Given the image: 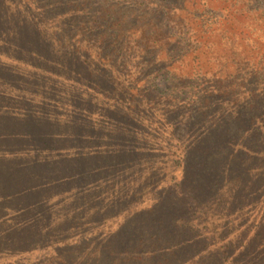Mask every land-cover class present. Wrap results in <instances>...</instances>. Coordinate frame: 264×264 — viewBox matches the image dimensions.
Here are the masks:
<instances>
[{
  "label": "rangeland",
  "instance_id": "rangeland-1",
  "mask_svg": "<svg viewBox=\"0 0 264 264\" xmlns=\"http://www.w3.org/2000/svg\"><path fill=\"white\" fill-rule=\"evenodd\" d=\"M3 1L10 11L33 22L43 34V43L36 53L45 60L30 64L0 52V91L7 98L3 105L20 106L22 100L10 101L9 96H26L33 100L32 108L50 107L54 101L58 103V112L71 113L74 108L91 111L83 119L76 116L83 123L77 143L68 147L58 142L56 145L63 149L59 147L54 154L60 155L51 156L71 155L66 158L73 164L72 158L82 146L105 145L102 139L106 130L118 123L115 111H124L130 98L137 108L136 117L142 122L130 126L142 138L149 139L146 144L159 139L160 146L165 147L163 152L167 151L165 144L170 145L164 142V136L177 128V122L183 130L194 111L204 112L195 133L203 129L204 123L227 114L234 116L239 110L253 117L264 114V0ZM17 49L12 48L10 53L16 54L20 50ZM89 74L101 81L107 93L114 94L109 96L78 84L77 77ZM255 104H259L258 110H254ZM50 111L54 114L56 109ZM69 117L75 121V112ZM252 128L259 135L264 129L263 122L255 120ZM83 134L91 138L81 139L85 137ZM178 135L179 138L173 134L171 142L184 147L193 135L192 128ZM31 153L34 154L33 150L24 152ZM6 155L10 157L11 153ZM165 158L169 167L177 171L173 167L176 158L162 157L163 163ZM61 163L52 165V176L63 171ZM246 166L251 168L249 174L257 173L256 178H260L256 185L262 196L239 213L232 198L236 182L232 180V192L226 186L215 203L208 202L206 207L191 212L188 223L196 244L191 245L184 258L179 259V253V260L173 264H236L233 253L264 216V155L249 160ZM81 182L74 180L47 190V196L43 202L40 199L41 205L37 207L41 214L49 213L47 222H42L46 223L47 234L33 242L34 249L8 256L13 264H50L54 247L69 246L83 239L89 241L84 246L88 251L93 240L117 227V221L111 217L104 219L95 211L99 204L93 207L96 204L90 199L97 202L96 195L82 194ZM110 182L115 189L124 186L128 193H135L124 198L115 209L123 215L121 209L127 205L141 203L136 206L138 209L149 205L140 200L152 199L149 186L141 189L139 182L129 177H116ZM103 184L109 186L106 181ZM19 205L14 202L8 206L11 208L1 217L0 231L32 217L29 209L20 210L23 206ZM96 213L100 215L96 217ZM178 230L177 237L182 239L184 235ZM226 242L229 244L226 253L217 257L218 248Z\"/></svg>",
  "mask_w": 264,
  "mask_h": 264
},
{
  "label": "trees",
  "instance_id": "trees-1",
  "mask_svg": "<svg viewBox=\"0 0 264 264\" xmlns=\"http://www.w3.org/2000/svg\"><path fill=\"white\" fill-rule=\"evenodd\" d=\"M19 11L25 14L29 8L27 7L26 12ZM43 37L33 22L25 21L24 16L10 11L5 2L0 0L2 54L14 55L16 59L28 61L30 64L35 60L45 61L36 53L38 46L43 43ZM15 38L23 41L18 42ZM12 48L18 52L10 53ZM77 82L93 90H101L109 96L114 94L107 93V88L100 84L101 81L90 74L77 77ZM123 92L120 88L119 93ZM11 97L9 96L10 101L22 100L21 105H3L4 99L7 98L6 94L0 91V221L11 208L8 206L14 202L23 206L20 210L29 209V217H32L0 231V264H13L12 258L8 256L13 257L34 249L36 245L33 242L47 234L44 230L46 223L42 222H47L49 213L44 211L41 214L37 210L41 205L40 199L44 201L49 188L63 186L70 181L84 180L80 183L84 184L82 194L96 195L98 203L95 199H90L96 204L93 207L96 208L99 204L95 211L102 214L104 219L111 217L118 225L106 236L93 240V246L88 251L84 246L89 241L84 239L69 246L54 247L50 264H173L174 261L187 256L191 245L196 244V237L188 223L191 212H195L200 206L206 207L208 202L215 203L226 186L232 192V180L236 181L235 196L232 198L239 213L245 206L262 196L256 185L260 178H256L257 173H248L251 168H248L246 163L264 155V129L256 135L255 128H252L253 122L258 119L264 126V114L253 117L239 110L234 116L227 114L223 118L204 123L203 129L195 133L193 131L201 122V114L204 112L200 114L194 111L189 116L188 127L185 126L182 130L180 127L183 126L177 122V128L164 136V142H170V145L165 144L167 151L163 152L165 147L160 146L159 139L154 138L153 142L146 144L149 139L142 138L130 126L132 123L142 125L136 117L137 108L130 98L131 102L124 111H115L118 123L113 129L106 130L102 139L105 145L82 146V150L72 158V164L68 160L71 155H51L59 147L63 149L61 145H56L58 142L64 143V146L77 143L83 128V123L79 122L83 115L91 111L83 112L80 108L72 107L75 112L74 121L69 117L74 112L69 113L66 109L64 110L67 112H58V103L54 101L50 103V107L43 108L40 105L41 107L37 108L34 105L32 108L33 100L26 96ZM254 107V110H258L259 104ZM50 108L56 109L54 114ZM76 116L81 119L78 120ZM188 128H192L193 134L188 143L184 147L174 146L171 142L174 140L173 134L179 138L178 134ZM83 135L85 137L81 139L91 138ZM163 140L160 139L162 142ZM171 147L174 149L170 153ZM30 150H33L35 155L24 154ZM7 153H11L10 157ZM162 157L176 158L173 167L176 166L178 172L169 167L166 158V163H163ZM48 158L49 162L45 163L44 160ZM59 163L63 166V171L52 176V165ZM120 176L138 181L141 189L149 186L152 199L140 200L149 205L138 209L136 206L141 203L130 207L127 205L121 209L125 212L124 215L119 213V210L116 211L124 198L135 194L128 193L124 186L115 189L116 186L112 185L110 179ZM87 177L90 178L86 179ZM104 181L109 186L103 184ZM92 188L96 189L91 191ZM99 213L95 216H99ZM258 224L252 233L243 238L239 249L233 253L236 264H264L263 215ZM2 225L0 222V227ZM179 228L184 235L182 239L177 237ZM228 247V242L221 245L216 256L224 255ZM179 253L181 257L177 259Z\"/></svg>",
  "mask_w": 264,
  "mask_h": 264
}]
</instances>
